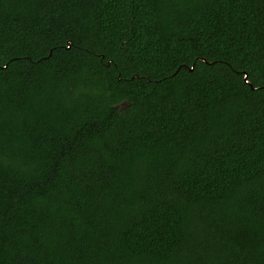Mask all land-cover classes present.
<instances>
[{"label": "trees", "instance_id": "1", "mask_svg": "<svg viewBox=\"0 0 264 264\" xmlns=\"http://www.w3.org/2000/svg\"><path fill=\"white\" fill-rule=\"evenodd\" d=\"M0 264H264V0H0Z\"/></svg>", "mask_w": 264, "mask_h": 264}]
</instances>
